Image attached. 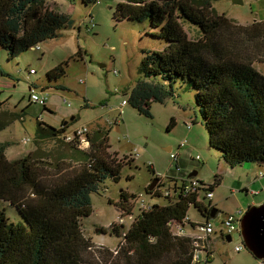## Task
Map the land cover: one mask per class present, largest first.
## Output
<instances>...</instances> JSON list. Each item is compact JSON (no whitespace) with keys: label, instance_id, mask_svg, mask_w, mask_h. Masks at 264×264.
Masks as SVG:
<instances>
[{"label":"trees","instance_id":"16d2710c","mask_svg":"<svg viewBox=\"0 0 264 264\" xmlns=\"http://www.w3.org/2000/svg\"><path fill=\"white\" fill-rule=\"evenodd\" d=\"M100 1L82 0L86 5ZM114 15L118 20H149L148 33L165 40L161 49L144 50L142 77L126 92L127 103L151 116L152 103L175 97L174 84L181 82L195 93L210 146L232 167L257 163L264 176V74L254 66L264 62V20L242 24L219 13L212 0H122ZM73 24L71 15L52 8L49 0H0V48L8 60L58 38ZM77 53L85 54L82 49ZM67 64L51 68L48 80L64 77ZM0 75L12 76L1 65ZM10 116L0 109V131L15 120L1 121ZM76 118L60 127L40 121V132L64 147L54 161L41 159L36 151L10 159L6 149L11 142L0 140V264H195L193 238L173 234L171 221L182 220L192 202L202 216L208 215L199 192L185 195L172 177L169 202L147 210L141 209L139 196L122 191L117 205L125 213L120 216L133 215V221L126 230L123 223L101 228L122 237L115 251L94 248L83 225L93 212L91 194L100 191L108 176L119 181L122 167L133 159L111 150L109 130L103 127L87 132V148L67 141L66 131ZM174 124L172 118L169 127ZM148 192L162 195L157 186ZM3 202L15 206L22 220L11 221Z\"/></svg>","mask_w":264,"mask_h":264},{"label":"rangeland","instance_id":"374dc122","mask_svg":"<svg viewBox=\"0 0 264 264\" xmlns=\"http://www.w3.org/2000/svg\"><path fill=\"white\" fill-rule=\"evenodd\" d=\"M63 1H68L74 24L63 29L58 38L41 43V50L29 49L12 60H8L7 52L0 48V65L11 73L16 82L15 87L0 92V109L11 115L1 121L6 123L15 117L10 126L0 131V140L11 142L6 149L10 159L16 154L21 157L36 151L43 155L41 159L54 161L55 156L63 154L64 147L60 141L40 132V120L59 127L63 121L76 115V120L68 126L70 132L82 125L91 129L100 125L109 130L111 150L119 152L118 157L128 154L134 161L130 160L131 164L122 167L119 181L108 176L100 191L91 194L93 212L83 219V225L86 235L95 244L94 248L108 247L115 251L122 237L112 231L103 232L101 228L123 223L125 229L122 230H126L133 221L134 216L128 214L120 220V215L125 213L117 205L122 191L135 194L151 204H167L169 199L166 196L149 193L148 186L158 178L156 173L170 177V173L179 172L177 163L181 170V162L184 161L187 164L184 172L197 170V176L207 183H215L216 176L222 175L221 183L214 189L217 198H222L218 207L222 212L235 210L238 200L243 203L244 213L251 202H264V191L261 190L264 178H254L258 164L226 168L221 151L210 146V134L195 105L194 91L186 89L181 82L174 84L175 97L152 103L151 116L140 113L130 103L120 113L121 101L127 97L123 91L130 92L142 77L139 66L145 56L144 50L165 46L164 39L148 33L152 29L151 22L118 20L114 14L122 0H101L91 5L82 0H49V4L54 8ZM242 1L212 0V3L219 13H225L242 24L264 20V0ZM91 11L96 22L93 26L91 21L89 25L86 23ZM189 32L195 33L192 29ZM80 49L85 52L83 57L77 53ZM65 61H68L66 75L57 83L64 84L66 89L53 87L45 91L49 93L47 109L32 102L30 86L35 84L37 91L44 93L41 86L49 82L45 76L47 70ZM254 66L264 74V62L256 61ZM31 68L37 73H30ZM64 97L71 106L63 101ZM85 102L88 106L84 107ZM172 118L175 124L169 128ZM188 126L192 127L191 131ZM27 138L30 139L25 142ZM185 139L187 146L179 148ZM169 145L178 154V162L165 149ZM85 147L83 145L82 148ZM154 166L156 173L153 172ZM261 169L263 171V167ZM168 178L164 183H168ZM158 184L159 180L154 188ZM240 184H249L250 193L239 187ZM236 185L238 188L233 190ZM139 199L137 201L141 203ZM138 202L134 214L139 211ZM205 202L208 204L209 199ZM1 207L11 221L22 220L15 206L3 202ZM189 215L193 219L204 218L194 206L190 207ZM220 220L217 217L213 222L218 226ZM233 236L232 241L219 240L215 246V258L208 260L207 264H264L263 259L256 258L245 248L236 251L235 246L240 239L238 233Z\"/></svg>","mask_w":264,"mask_h":264},{"label":"built area","instance_id":"2783aa9c","mask_svg":"<svg viewBox=\"0 0 264 264\" xmlns=\"http://www.w3.org/2000/svg\"><path fill=\"white\" fill-rule=\"evenodd\" d=\"M92 22V26L94 25L93 19L91 16L88 17V21L86 22L89 25V22ZM41 46L38 45L35 47V49H40ZM35 69H31L30 73H35ZM117 72V70H115ZM30 99L34 103H39L41 105H47L48 102V95L47 94H41L37 93L35 91H31ZM64 101H68V99H64ZM127 103V100H123V104ZM68 104H71V102L68 101ZM89 131V128L86 126H81L76 128L72 134H65V139L67 141H73L77 140L79 141V146H89L90 140L88 139L87 132ZM186 144V140L182 141L180 146H184ZM85 147V148H87ZM170 156L174 159H178V154L171 151ZM124 157H126V160L133 159L128 154H126ZM178 162V160H177ZM150 164H153L150 162ZM177 169L179 170L180 167L177 163ZM167 175H159V184L157 185V189L162 193L164 196H171L172 189L168 183L164 184V180L168 178ZM218 180H215V183H201L200 180L197 177H185L182 179L181 184L179 186H183V193L185 195H189L194 192L198 193V201L203 202L205 210L203 212L208 215L206 220L199 221L196 219H193L189 215V209L187 214L182 220H174L171 221V229L173 231V234L175 235H188L193 238V245H194V253H193V259L195 264H207L208 260H211L215 256V252L213 250V247L211 245V236L216 233V230L220 232L222 237L226 238V235L233 236L234 233L240 232V223L241 218L244 214V208L238 209L237 211L233 213H228L226 216L222 219L220 223V227L215 226L214 222L212 221V216L210 215L211 210L215 207L212 203V198L214 196V185L217 184ZM162 184V186H161ZM205 188V189H203ZM264 190V187H263ZM209 199V203L206 204L205 200ZM151 206V203L146 202L145 199H142L141 201V209L147 210ZM194 206V203H190V207ZM202 214V212H200ZM132 216V215H130ZM123 216H120V220ZM192 230V231H191ZM195 231V232H194ZM236 250L239 251L244 248L243 244H239L236 247Z\"/></svg>","mask_w":264,"mask_h":264},{"label":"crops","instance_id":"0c3cea01","mask_svg":"<svg viewBox=\"0 0 264 264\" xmlns=\"http://www.w3.org/2000/svg\"><path fill=\"white\" fill-rule=\"evenodd\" d=\"M64 3H60V4H56L55 6H53L57 11H60V12H64V13H68L69 15H71V17H72V14H71V12H69L70 11V7H69V5H68V1H63ZM68 5V6H67ZM90 13H92L93 14V12L91 11ZM41 46V45H40ZM42 49V47L40 48V49H37V50H41ZM31 69H34V68H31ZM50 70V69H49ZM49 70H47V72H46V78H48V76H47V73H48V71ZM35 73H37V70H36V72ZM59 81V79L58 80H56V81H52V83H51V81L49 80V82H50V87H48V88H45L47 85H49L48 83H44L41 87H42V91H44V93L43 92H41V94H47L48 95V98H49V93H45V91H48L49 89H52L53 87H60V86H62V84H58L57 82ZM82 81H84V80H82ZM10 85H12V86H10ZM33 85V86H32ZM31 86H30V89L32 90V91H35V92H37V93H40V92H38L37 91V86L35 85V84H32ZM16 86V82L14 81V78L12 77V76H7V75H0V92H2V91H4V90H6L7 88H9V87H15ZM63 86L66 88V86L63 84ZM46 89V90H45ZM118 90V89H117ZM123 94H125L126 95V91H123ZM66 97H64L63 98V101H64V99H65ZM67 99V98H66ZM125 99H128V97H124L123 99H122V101H121V105H120V107H121V110H120V113L121 112H123L124 111V106L125 105H127L128 103H125V104H123V100H125ZM64 102H66V101H64ZM67 104H68V101H67ZM85 104H87V102H85ZM85 104H84V107H85ZM69 106H71V104H68ZM47 107H48V102H47ZM49 107H51L52 108V106H49ZM51 108H48V109H50L49 111H51V113H53L52 112V110H51ZM74 116V115H73ZM23 117V115H20V118H22ZM75 117H76V115H75ZM119 118V117H118ZM22 119H24V117L22 118ZM75 119V118H74ZM73 119V120H74ZM73 120H71V122L73 121ZM120 120V119H119ZM41 121V120H40ZM116 121H118V119H116ZM64 122L65 121H63L62 122V124L64 125ZM119 122V121H118ZM61 124V125H62ZM60 125V126H61ZM10 126V125H9ZM59 126V127H60ZM82 126H84V125H82ZM170 126V125H169ZM78 127H81V126H78ZM78 127H76V128H78ZM87 127V126H86ZM103 126H100V125H98V126H96L95 128H93V129H91V128H89V131H90V129H91V131H95V132H99V129L101 130V128H102ZM76 128H73V131L76 129ZM103 128H105V127H103ZM169 128H171V127H169ZM188 128H189V130L191 131V128L192 127H190V126H188ZM73 131H68V129H67V131H66V134H72L73 133ZM30 138H27L26 140H25V142L26 141H28ZM186 140V139H185ZM184 140V141H185ZM183 141V140H182ZM181 141V142H182ZM188 142V141H187ZM181 144V143H180ZM180 144H179V148H184V147H186L187 145L185 144L184 146H180ZM165 149L167 150V151H169V152H171V151H173V147L171 146V145H169V146H166L165 147ZM23 153H21L20 154V156L22 155ZM19 156H17V154H16V156L14 157V158H18ZM13 158V159H14ZM193 159V158H192ZM136 160V159H135ZM134 161V160H133ZM132 161V162H133ZM224 164L226 165V168H232V169H234V168H236V167H239V166H236V167H232V166H230L229 164H227L225 161H224ZM181 165H182V167L183 168H181V170L179 169H177L179 172H177V170H176V172L177 173H170V177H173V178H179L178 180L179 181H182V179H184L185 177H187V176H189V177H197L198 179H201V180H203L202 178H199L197 175H198V171L197 170H193V171H186V172H184V170H185V165H187L186 164V162L184 161V162H181ZM245 165H247V163L246 164H243V165H240V166H245ZM248 166V165H247ZM258 166V170H256L255 171V174H257V175H255V177L254 178H259V177H261L262 176V178H264V176L262 175V173H263V171H262V169L260 168V166L259 165H257ZM154 168V173H156V171H155V166L153 167ZM183 169V170H182ZM194 171H196V175H193V176H190V174L192 173V172H194ZM225 173H230L229 171H225ZM157 174V176L159 177V175H162V174H158V173H156ZM219 176V181L217 182V184H220L221 183V180H222V175L220 174V175H218ZM157 178V177H156ZM261 178V179H262ZM215 180H216V178H215ZM204 181V180H203ZM217 184H215L214 185V189H215V187H216V185ZM151 185V184H150ZM149 185V186H150ZM148 186V187H149ZM239 187H243V189H245L248 193H250V191H251V188H250V186H249V184L248 185H246V184H240V186ZM263 187H264V183H263ZM238 188V186L236 185V186H233V190H236ZM262 191H264L263 190V188L261 189ZM222 199V198H221ZM221 199L219 200V198H217V196H216V194H215V192H214V196H213V198H212V203L214 204V206L217 208V212H216V214H215V216H212V221L215 219V218H217V217H220L221 218V220H220V223H221V221H222V219L226 216V214H228V213H233V212H235V211H237L238 209H241V208H244L242 205H243V203L242 202H239V200L237 201L238 202V206H236V208H235V210H233V211H231V212H222L221 210H219V201H221ZM242 203V204H241ZM254 204H257L256 202L254 203V202H251V204H250V206L251 205H254ZM259 204H261V203H259ZM221 212V213H220ZM221 216H220V215ZM202 215V214H201ZM202 217H204L203 219H196V220H199V221H203V220H206L208 217H206V216H202ZM215 224V223H214ZM215 226H217L216 224H215ZM217 227H220V225H218ZM192 231V230H191ZM195 232V231H194ZM235 234V233H234ZM233 234V235H234ZM239 239H240V243L239 244H243V246H244V248H245V244H244V241H243V237H242V235H241V229H240V232H239ZM223 235H221L220 234V232L219 231H217L216 230V233H214L212 236H211V245H212V247H213V250H214V252H215V246H217V244H218V242H219V240H223V241H229L228 239H227V236L228 235H226V238H224V237H222ZM231 236V235H230ZM233 237L234 236H231V240L230 241H232L233 240ZM239 244H237V245H239ZM236 245V246H237ZM235 246V247H236ZM246 249V248H245ZM235 250H236V248H235ZM242 250V249H241ZM241 250H239V251H241ZM248 250V249H247ZM237 251V250H236ZM238 251V252H239ZM254 256V255H253ZM215 258V256L212 258V260ZM211 260V261H212ZM263 262H264V259H263Z\"/></svg>","mask_w":264,"mask_h":264},{"label":"water","instance_id":"95a60500","mask_svg":"<svg viewBox=\"0 0 264 264\" xmlns=\"http://www.w3.org/2000/svg\"><path fill=\"white\" fill-rule=\"evenodd\" d=\"M234 3H243L242 0H233ZM75 118L72 116L69 120L65 121L67 124ZM196 171L192 172L190 176L196 175ZM159 178H154L151 185L148 187V191H151ZM217 208L214 207L210 215L215 216ZM241 235L245 244V248L248 249L256 258L264 259V202L261 204H254L243 214L240 223ZM227 239L230 241L231 236L228 235Z\"/></svg>","mask_w":264,"mask_h":264}]
</instances>
